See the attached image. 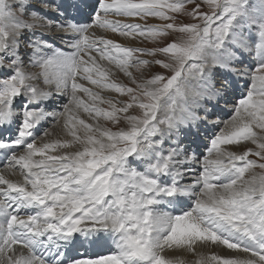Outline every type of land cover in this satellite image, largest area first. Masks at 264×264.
Segmentation results:
<instances>
[{"label": "snow or ice", "instance_id": "snow-or-ice-1", "mask_svg": "<svg viewBox=\"0 0 264 264\" xmlns=\"http://www.w3.org/2000/svg\"><path fill=\"white\" fill-rule=\"evenodd\" d=\"M65 117L71 139L36 143ZM254 128L264 133V0H0V150L23 176L0 175V264H173L166 249L197 242L244 254L215 264H264V173L245 179L264 169L248 159L264 161ZM242 142L255 149L224 147Z\"/></svg>", "mask_w": 264, "mask_h": 264}, {"label": "rangeland", "instance_id": "rangeland-1", "mask_svg": "<svg viewBox=\"0 0 264 264\" xmlns=\"http://www.w3.org/2000/svg\"><path fill=\"white\" fill-rule=\"evenodd\" d=\"M91 2H92V0H88V3H91ZM221 2H223V0H221ZM187 7L189 9H191L192 5L189 4ZM83 10L84 11H88V9H86V8L83 9ZM201 10L204 11V12H209V13L211 12V10L208 9L206 6L205 7H202ZM109 19H116V20L119 19L122 22L143 23V21L140 20L139 18H125V17L110 16ZM177 22L178 23L179 22H184V23H188V22L201 23L200 21H191L190 18L189 17H186V16H178ZM148 23H150V24H159V23H161V21H159L157 19H154V18H148ZM98 30H96V31H98L100 34H104L106 38L109 37V38L113 39L115 42H117V43H119V44H121L122 46H125V47H146V48H152V47H155L156 46L155 44H153L151 41H148V40H143L142 41V40H138V39H133L131 37L119 36L118 33H112L110 31L105 32V30H103V29H98ZM113 34H114V36H113ZM121 37L122 38L124 37V38L122 39ZM117 38H119V39H117ZM180 38H181V34L180 33H175L172 36H170L169 38H167L165 41H162L161 43H165L166 44V43L171 42V41H177L178 42ZM184 38L186 39L187 37H184ZM137 55H139V54H137ZM141 58L142 59H148V60H151L152 59V57L147 56V55H143V56H141ZM159 58H162V57H159ZM99 62L102 65H104V66H106V67H108L110 69V78L111 79L115 80L118 83H123V84H125V85H127L129 87H134V85H132L130 83L129 79L123 74V72H121L118 68H116L115 64H108L107 61H99ZM26 70L27 71H30V72H39V71H41L39 69V67H32L31 65H29ZM154 70H156V69H154ZM35 83H37V85L40 86V87H44V85L42 83V80L41 81H36ZM84 83H85V86L92 87L94 91L100 92V94L102 96H104V97H118V94L115 93V92L108 91V90H100V89L95 88L94 86H91V85L87 84V82H84ZM85 98H86V96H85ZM123 99H127V97H123ZM174 100H175V105H176V114L178 115L179 114V108L182 105L183 100L178 95L177 96H174ZM165 101H167L168 104H171L172 103V101L168 100L167 97H162L161 98V102L164 103ZM101 106L102 107H105V108L108 107L107 104H104V105H101ZM81 112L80 113H77V115H80L81 118H85L86 114H84L83 112L81 113ZM74 114H76V113H74ZM133 114L139 115L140 113H139V111H137V112H135ZM164 114L165 113L163 111L158 112V116H160V117H162ZM219 115H220V118L222 120L224 119V121H227V120L230 119V114L228 112H222ZM60 122H61V124L63 123V128L65 129V127H64V124H65L64 118H61ZM88 122L89 123H92V121H90V120ZM105 126L111 127V125L108 122H105ZM221 127H223V125H221ZM115 130H116V128H113V131H115ZM66 131H67V129H66ZM254 131H256L257 133H260V134L264 135V133H261V130H259V129H255L254 128ZM210 135H211V133L208 134V136H210ZM69 137L70 136H68L67 139H70L71 138V137L70 138ZM38 140L39 139L37 138L36 143L37 144H40L42 142V140L40 142ZM201 141H204V143H202ZM206 145L210 147V141H209L208 138L202 136L200 138V140H199V152L203 153L205 156L208 155L207 149L205 147ZM224 147L228 151H233V152H237V153H241L242 151H244V150H246L248 148L255 149V145L251 144V142H242L241 145H227V146H224ZM50 154H52V153H50ZM52 155H55V153H53ZM212 157H209V158L210 159H214L215 158L214 155ZM248 159L257 161V164L264 163V161H261L260 158L259 157H256L255 155H250L248 157ZM225 162L227 163V158H225ZM236 163L237 164H240L241 162L237 161ZM0 172H1V169H0ZM19 172H20L19 171V168L17 167L15 173H18L20 175L21 173H19ZM252 173L261 174V173H264V169H260L259 167H257L255 169L250 170V172H248V173L245 174V179H248L251 176ZM0 175H4V173H1ZM6 178H8V177H6ZM194 252L195 251H191V253H189L187 255V257L185 259H183V260L174 259L175 260L174 261L172 258H169V259L173 261V264H174V262L177 263V262H180V261H181L180 264H196L195 262H197L198 256Z\"/></svg>", "mask_w": 264, "mask_h": 264}, {"label": "bare ground", "instance_id": "bare-ground-1", "mask_svg": "<svg viewBox=\"0 0 264 264\" xmlns=\"http://www.w3.org/2000/svg\"><path fill=\"white\" fill-rule=\"evenodd\" d=\"M65 2L67 4H72L73 0H65ZM88 2V0H87ZM85 9V8H84ZM70 11H72V9H69ZM119 20V19H117ZM98 30V29H97ZM99 31V30H98ZM97 31V34H100ZM109 35V34H108ZM114 36V34H113ZM120 36V35H119ZM118 36V37H119ZM109 38V37H108ZM114 38V37H113ZM122 38V37H121ZM124 38V37H123ZM122 38V39H123ZM116 39V38H115ZM119 39V38H117ZM121 40V39H120ZM136 41V40H135ZM103 63V62H102ZM86 99V98H85ZM82 113V112H81ZM77 114V113H76ZM65 119H67V117L64 118V122ZM224 120V119H223ZM91 121V120H90ZM12 131H15V128H13ZM47 132L49 135L48 136H41L42 133ZM37 138L39 139L38 141L40 142L41 140L43 141H47V140H56V139H67L68 138V134L66 131V128H63V123L61 124V122H59L58 124H54L52 121H45L41 124L40 128L37 130ZM70 138V137H69ZM71 139V138H70ZM204 140V139H203ZM202 143H204V141H201ZM39 145V144H38ZM53 154V153H52ZM56 154V153H55ZM2 156V158H1ZM3 156L4 153L2 150H0V169H1V173H4L5 178L8 177L7 179L12 180L14 182H22L23 180V176L18 173H10L7 170V165L3 162ZM212 157V156H211ZM213 158V157H212ZM18 167V166H17ZM20 173V172H19ZM248 177V176H247ZM15 248H19V246H14ZM26 251V250H25ZM191 251H195L194 253L197 254L198 256V260L197 262H195L196 264H215V261L211 260V257L213 255L216 256H220V257H224V256H234V255H244L243 253H236L233 252L231 250H226L225 246L220 245V246H212L209 245L207 247H201L199 246V242H197V244L193 245V249ZM190 250H188L187 247H179V248H172V249H166L165 252L163 253V255H165V257L167 259L172 258L174 259H179V260H183L187 257V255L189 253H191ZM92 256H96L97 253H90ZM103 254V253H101ZM87 255V254H86ZM195 258V257H194ZM197 258V257H196ZM175 261V260H174ZM184 262V261H183ZM178 264L181 263L177 262ZM176 262H174V264H177Z\"/></svg>", "mask_w": 264, "mask_h": 264}]
</instances>
